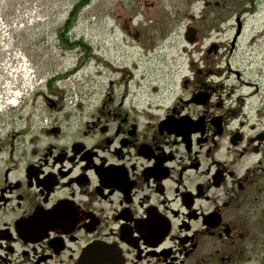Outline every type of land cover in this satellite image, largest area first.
Listing matches in <instances>:
<instances>
[{
  "label": "flooded vegetation",
  "instance_id": "obj_1",
  "mask_svg": "<svg viewBox=\"0 0 264 264\" xmlns=\"http://www.w3.org/2000/svg\"><path fill=\"white\" fill-rule=\"evenodd\" d=\"M226 57L129 72L91 109L45 95L34 130L2 117L0 264H264V105Z\"/></svg>",
  "mask_w": 264,
  "mask_h": 264
},
{
  "label": "rangeland",
  "instance_id": "obj_2",
  "mask_svg": "<svg viewBox=\"0 0 264 264\" xmlns=\"http://www.w3.org/2000/svg\"><path fill=\"white\" fill-rule=\"evenodd\" d=\"M237 19L241 31L229 57ZM213 42L256 86L242 88L247 106L262 107L264 0H0V98L14 101L0 119L18 131L27 130L24 123L34 130L51 114L42 105L45 95L65 98L66 109L74 99L91 109L110 91V80L129 72L161 75L172 67L177 81ZM57 76L63 79L54 86L36 89L39 79Z\"/></svg>",
  "mask_w": 264,
  "mask_h": 264
},
{
  "label": "water",
  "instance_id": "obj_3",
  "mask_svg": "<svg viewBox=\"0 0 264 264\" xmlns=\"http://www.w3.org/2000/svg\"><path fill=\"white\" fill-rule=\"evenodd\" d=\"M236 24H237V28H236V31H235V34H234V39L239 35L240 28H241V25H240V22H239L238 19L236 20Z\"/></svg>",
  "mask_w": 264,
  "mask_h": 264
},
{
  "label": "bare ground",
  "instance_id": "obj_4",
  "mask_svg": "<svg viewBox=\"0 0 264 264\" xmlns=\"http://www.w3.org/2000/svg\"><path fill=\"white\" fill-rule=\"evenodd\" d=\"M20 61H21V60H20ZM22 65H23V64H22ZM25 66H26V65H25ZM12 96H14V95H12ZM13 100H14V99H13ZM10 103H14V101H12V100H11V102H10Z\"/></svg>",
  "mask_w": 264,
  "mask_h": 264
}]
</instances>
